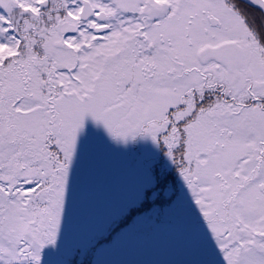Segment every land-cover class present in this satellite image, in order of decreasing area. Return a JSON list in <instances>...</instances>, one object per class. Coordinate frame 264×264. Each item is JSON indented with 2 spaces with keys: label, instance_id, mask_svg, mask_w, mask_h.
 <instances>
[{
  "label": "snow or ice",
  "instance_id": "1",
  "mask_svg": "<svg viewBox=\"0 0 264 264\" xmlns=\"http://www.w3.org/2000/svg\"><path fill=\"white\" fill-rule=\"evenodd\" d=\"M146 226L175 264H264V0H0V264Z\"/></svg>",
  "mask_w": 264,
  "mask_h": 264
},
{
  "label": "rangeland",
  "instance_id": "2",
  "mask_svg": "<svg viewBox=\"0 0 264 264\" xmlns=\"http://www.w3.org/2000/svg\"><path fill=\"white\" fill-rule=\"evenodd\" d=\"M110 194L104 173L86 171L81 191V218L86 219ZM103 259L106 264H175L183 256L173 234L146 226L120 242Z\"/></svg>",
  "mask_w": 264,
  "mask_h": 264
}]
</instances>
